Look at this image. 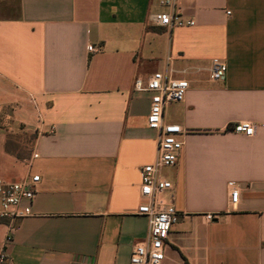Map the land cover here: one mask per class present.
Returning a JSON list of instances; mask_svg holds the SVG:
<instances>
[{
    "label": "crops",
    "instance_id": "crops-1",
    "mask_svg": "<svg viewBox=\"0 0 264 264\" xmlns=\"http://www.w3.org/2000/svg\"><path fill=\"white\" fill-rule=\"evenodd\" d=\"M175 2L194 26L153 23L173 10L161 0H0V178L41 177L10 264H130L149 232L141 168L159 135L134 81L155 72L190 84L164 114L187 133L161 172L172 184L161 201L181 214L162 264H264V0ZM213 59L223 81L210 78ZM238 122L254 135L228 129ZM23 132L36 134L30 157L7 151Z\"/></svg>",
    "mask_w": 264,
    "mask_h": 264
},
{
    "label": "built area",
    "instance_id": "built-area-1",
    "mask_svg": "<svg viewBox=\"0 0 264 264\" xmlns=\"http://www.w3.org/2000/svg\"><path fill=\"white\" fill-rule=\"evenodd\" d=\"M161 5L172 8V11L153 13L150 20L158 26L173 29L194 26V20L185 19L176 11L175 0H161ZM91 52H99L90 46ZM227 65L220 59H213L210 65V78L213 81H223L226 77ZM190 84L187 80L174 79L163 72H155L146 80L136 78L134 90L147 92L151 95L150 112L147 125L158 132L157 155L153 163L141 168L140 196L144 202L138 207L137 214L146 216L149 221V232L146 239L136 244L132 250L130 264H162L165 259V244L172 227L181 219V214L171 206L163 205L161 196L172 188L171 182L161 176L165 168L177 165L179 154L184 146L181 136L187 131L179 124L165 122L166 106L184 99ZM234 133L253 136L255 126L251 122H238L228 128ZM37 153L33 158H38ZM41 177L38 174L28 175L20 181L0 178V225L5 227V237L0 247V264H10L7 248L14 241V233L19 221L33 214L32 204L36 198ZM240 192L233 189L230 192V204H237ZM209 220L214 215H207Z\"/></svg>",
    "mask_w": 264,
    "mask_h": 264
},
{
    "label": "rangeland",
    "instance_id": "rangeland-1",
    "mask_svg": "<svg viewBox=\"0 0 264 264\" xmlns=\"http://www.w3.org/2000/svg\"><path fill=\"white\" fill-rule=\"evenodd\" d=\"M8 111H5L3 113L2 125H6L8 122ZM36 134L35 133H19L13 135L11 137L9 148L13 151H16L21 157H30L33 153V143L35 139Z\"/></svg>",
    "mask_w": 264,
    "mask_h": 264
},
{
    "label": "trees",
    "instance_id": "trees-1",
    "mask_svg": "<svg viewBox=\"0 0 264 264\" xmlns=\"http://www.w3.org/2000/svg\"><path fill=\"white\" fill-rule=\"evenodd\" d=\"M10 140H11V138H10L9 141L7 142V151L14 153V154L17 155L18 157H21L18 153H16V151H13V150H11V149L9 148Z\"/></svg>",
    "mask_w": 264,
    "mask_h": 264
}]
</instances>
